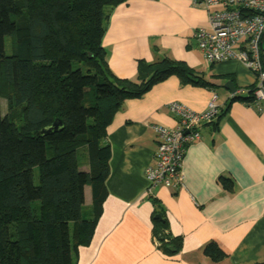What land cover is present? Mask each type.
I'll list each match as a JSON object with an SVG mask.
<instances>
[{
  "label": "trees",
  "instance_id": "16d2710c",
  "mask_svg": "<svg viewBox=\"0 0 264 264\" xmlns=\"http://www.w3.org/2000/svg\"><path fill=\"white\" fill-rule=\"evenodd\" d=\"M126 1L0 0V83L9 92V111L0 114V264H76L78 248L89 245L102 213L106 128L125 100L140 99L169 77L212 93L222 85L168 57L138 60L133 79L115 77L102 38L112 9ZM62 61L70 71L61 72ZM254 90L252 84L229 97L212 129L232 102L253 105ZM56 119L61 131L35 137ZM86 187L90 202L83 207ZM148 199L156 249L175 257L182 238L171 234L161 205ZM203 254L212 262L227 257L212 243Z\"/></svg>",
  "mask_w": 264,
  "mask_h": 264
},
{
  "label": "crops",
  "instance_id": "0c3cea01",
  "mask_svg": "<svg viewBox=\"0 0 264 264\" xmlns=\"http://www.w3.org/2000/svg\"><path fill=\"white\" fill-rule=\"evenodd\" d=\"M199 0H127L115 6L102 38L106 62L120 79L136 76L138 60L168 57L205 78L222 81L216 90L223 109L230 79L238 90L254 84V75L231 60L208 65L197 50L194 30L205 27ZM61 72L70 71L59 62ZM230 82V81H229ZM212 92L181 87L175 77L154 85L140 99L124 101L106 128L109 145L106 197L88 246L79 247L76 264H263L264 263V101L232 102L214 131L200 128L182 160V188L154 187L145 193L144 168L156 148L155 126L173 127L166 105L177 102L204 110ZM161 205L170 232L182 238L172 258L156 249L151 234L152 205ZM216 245L226 259L212 262L203 254Z\"/></svg>",
  "mask_w": 264,
  "mask_h": 264
},
{
  "label": "built area",
  "instance_id": "2783aa9c",
  "mask_svg": "<svg viewBox=\"0 0 264 264\" xmlns=\"http://www.w3.org/2000/svg\"><path fill=\"white\" fill-rule=\"evenodd\" d=\"M207 13L205 27L194 30L197 50L208 65L231 60L242 63L253 75V106L264 101V0H199ZM242 94L243 91L241 90ZM232 95H230L231 97ZM166 109L175 117L173 127L155 126L156 148L152 163L144 168L145 193L154 187L182 188V160L186 148L199 140L200 128L218 115L216 93L201 112L171 102Z\"/></svg>",
  "mask_w": 264,
  "mask_h": 264
},
{
  "label": "rangeland",
  "instance_id": "374dc122",
  "mask_svg": "<svg viewBox=\"0 0 264 264\" xmlns=\"http://www.w3.org/2000/svg\"><path fill=\"white\" fill-rule=\"evenodd\" d=\"M3 30H4V35H5V49H6V51H8V45H9V40H8L9 21L5 17L3 18ZM8 97H9V92L7 91L6 86L1 85V83H0V114L2 116L9 111L8 105H7V98ZM91 114H93V112H91ZM12 115L15 116V120H18V119H16L17 116L19 115L18 108L15 109L12 112ZM16 123H18V121H16ZM41 148H42V146H41ZM84 194H85V203H84V206L83 207H87L89 205V202H90L89 187H86L85 188Z\"/></svg>",
  "mask_w": 264,
  "mask_h": 264
},
{
  "label": "water",
  "instance_id": "95a60500",
  "mask_svg": "<svg viewBox=\"0 0 264 264\" xmlns=\"http://www.w3.org/2000/svg\"><path fill=\"white\" fill-rule=\"evenodd\" d=\"M263 43H264V36H263ZM223 88H224L225 90H227V91L230 93V95H233V94L236 93V87L233 85L232 82H229V81H228V82L224 83ZM62 128H63L62 123L60 122V120L56 119V120H54V122L51 123L50 125H48V126L42 128V129H40V130L37 132V134H36L35 137H39V136L43 137V136H46V135L52 134V133H54V132L61 131Z\"/></svg>",
  "mask_w": 264,
  "mask_h": 264
}]
</instances>
